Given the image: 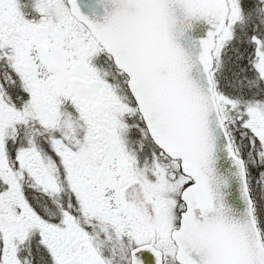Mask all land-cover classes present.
Returning <instances> with one entry per match:
<instances>
[{
	"label": "snow or ice",
	"instance_id": "6c2138e0",
	"mask_svg": "<svg viewBox=\"0 0 264 264\" xmlns=\"http://www.w3.org/2000/svg\"><path fill=\"white\" fill-rule=\"evenodd\" d=\"M0 264H264V0H0Z\"/></svg>",
	"mask_w": 264,
	"mask_h": 264
},
{
	"label": "water",
	"instance_id": "95a60500",
	"mask_svg": "<svg viewBox=\"0 0 264 264\" xmlns=\"http://www.w3.org/2000/svg\"><path fill=\"white\" fill-rule=\"evenodd\" d=\"M230 164L226 156L221 153V171L227 173L229 170ZM228 204L234 208L237 212H242L244 209V203L240 198L239 185L235 179L231 181L230 187L228 189Z\"/></svg>",
	"mask_w": 264,
	"mask_h": 264
}]
</instances>
